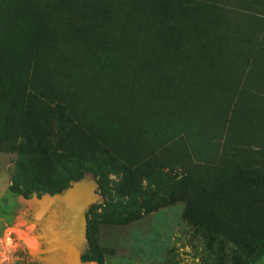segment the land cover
<instances>
[{
  "label": "rangeland",
  "instance_id": "obj_1",
  "mask_svg": "<svg viewBox=\"0 0 264 264\" xmlns=\"http://www.w3.org/2000/svg\"><path fill=\"white\" fill-rule=\"evenodd\" d=\"M137 1L0 0L25 15L0 39V264H17L21 243L38 264L42 237L30 216L43 194L78 175L52 154L59 110L71 122V144L98 172L83 250L99 261L83 264L241 262L223 232L247 211L232 173L264 170V100L241 95V122L206 156L159 141L172 124L157 105L168 103L162 97L177 69L264 56V0H189L194 27L175 13L161 34ZM169 3L174 10L186 0Z\"/></svg>",
  "mask_w": 264,
  "mask_h": 264
},
{
  "label": "trees",
  "instance_id": "obj_2",
  "mask_svg": "<svg viewBox=\"0 0 264 264\" xmlns=\"http://www.w3.org/2000/svg\"><path fill=\"white\" fill-rule=\"evenodd\" d=\"M70 1L80 7L85 6L89 0ZM188 1L186 0L185 4L180 3L174 10L169 0H164V3L163 0H138L137 4L150 11L149 15L157 22L155 31L161 34L164 29L161 23L167 19L176 22L178 15L175 13L191 20L192 24L186 23L187 27H194L198 17L192 16L186 9ZM0 9L1 39L5 31L23 24L25 15L20 8L9 10L0 4ZM54 13L57 15L58 11L54 10ZM156 38L161 40L160 37ZM157 45L161 47L162 43L157 41ZM258 57L254 54L251 62L245 63L244 66H222L219 69L202 66L198 70H195V66H189L185 70L177 69L171 74L169 79L174 81L169 84L162 97L169 101L167 104L157 105V108L161 113L171 111L169 122L172 125L164 128L161 133L158 132L159 141H162L164 146L180 144L181 151L187 156L192 153L206 156L217 143L224 145L233 124L241 122L236 115L238 103L241 101L238 98L241 95L248 96L251 104L253 99L264 100V56H260V60ZM49 128L55 143L52 154L72 164L78 173L76 180L86 174L96 180V169L85 163L83 154L75 149L69 140L68 130L71 128V122L62 110L58 112L56 125ZM101 155L104 158V154ZM149 162L151 160L148 158L144 160V171L150 172L153 169ZM231 180L236 191L247 195V211L237 219L232 228L224 230V236L243 254L238 264H264V170L237 169L232 173ZM56 192L61 191L53 193ZM15 254L17 264L31 263L24 244L21 243L16 248ZM81 258L85 263L99 261L93 249L84 250Z\"/></svg>",
  "mask_w": 264,
  "mask_h": 264
},
{
  "label": "water",
  "instance_id": "obj_3",
  "mask_svg": "<svg viewBox=\"0 0 264 264\" xmlns=\"http://www.w3.org/2000/svg\"><path fill=\"white\" fill-rule=\"evenodd\" d=\"M98 198L96 180L86 174L61 192L43 194L30 220L42 237L38 264H83L86 211Z\"/></svg>",
  "mask_w": 264,
  "mask_h": 264
}]
</instances>
